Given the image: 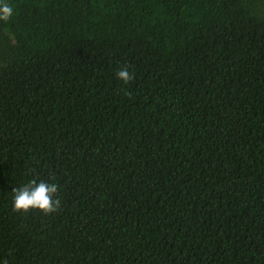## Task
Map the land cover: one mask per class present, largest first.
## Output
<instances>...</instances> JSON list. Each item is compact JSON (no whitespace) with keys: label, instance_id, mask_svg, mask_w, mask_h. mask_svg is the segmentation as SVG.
<instances>
[{"label":"trees","instance_id":"16d2710c","mask_svg":"<svg viewBox=\"0 0 264 264\" xmlns=\"http://www.w3.org/2000/svg\"><path fill=\"white\" fill-rule=\"evenodd\" d=\"M6 2L0 264H264V0Z\"/></svg>","mask_w":264,"mask_h":264},{"label":"clouds","instance_id":"9594fccd","mask_svg":"<svg viewBox=\"0 0 264 264\" xmlns=\"http://www.w3.org/2000/svg\"><path fill=\"white\" fill-rule=\"evenodd\" d=\"M14 15V8L6 2L0 0V21L7 22ZM117 78L125 84L135 78V74L129 71L128 65H124L117 71ZM59 185L41 180L37 183L35 179L30 180L20 187L12 189L13 207L15 211L28 212L36 209L45 214L57 212L61 206V200L57 195ZM2 264H9L4 259Z\"/></svg>","mask_w":264,"mask_h":264}]
</instances>
